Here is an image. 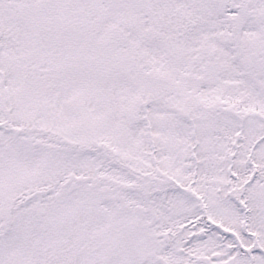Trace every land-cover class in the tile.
Segmentation results:
<instances>
[{
	"label": "snow or ice",
	"instance_id": "1",
	"mask_svg": "<svg viewBox=\"0 0 264 264\" xmlns=\"http://www.w3.org/2000/svg\"><path fill=\"white\" fill-rule=\"evenodd\" d=\"M0 264H264V0H0Z\"/></svg>",
	"mask_w": 264,
	"mask_h": 264
}]
</instances>
